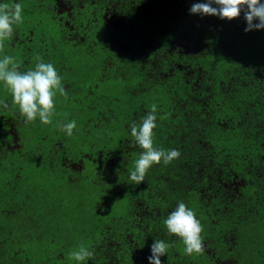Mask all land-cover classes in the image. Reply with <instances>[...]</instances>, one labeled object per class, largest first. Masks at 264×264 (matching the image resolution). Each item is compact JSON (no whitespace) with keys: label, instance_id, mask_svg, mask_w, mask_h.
<instances>
[{"label":"trees","instance_id":"16d2710c","mask_svg":"<svg viewBox=\"0 0 264 264\" xmlns=\"http://www.w3.org/2000/svg\"><path fill=\"white\" fill-rule=\"evenodd\" d=\"M56 1L0 0L23 16L0 59L52 63L68 93L51 124L26 123L0 82V264H150L155 240L171 245L162 264H264V29L191 14L198 0ZM154 103V147L181 155L136 184L131 125ZM179 202L202 254L163 222ZM81 245L94 256L70 259Z\"/></svg>","mask_w":264,"mask_h":264},{"label":"clouds","instance_id":"9594fccd","mask_svg":"<svg viewBox=\"0 0 264 264\" xmlns=\"http://www.w3.org/2000/svg\"><path fill=\"white\" fill-rule=\"evenodd\" d=\"M213 5H216L214 7ZM191 14L200 16H217L229 21L239 18L243 12L247 22L245 32L264 29V3L261 0H198L190 8ZM258 21V22H256ZM23 23L22 6L19 3L0 4V49L3 42L11 39L14 34V25ZM34 70L22 72L19 65L11 56L5 55L0 59V82L11 93L12 102L19 108L20 114L26 123H32L37 118L44 125L52 123L51 117L55 111V96L59 93L67 98V90L62 86V77L52 63H45L41 58ZM0 107L7 109L8 103L0 101ZM157 105H151V111L144 116L139 124L131 125V135L135 143L143 149L135 162V168L130 172V180L141 184L153 165L170 164L178 159L181 153L176 149H157L153 144L154 129L157 127ZM60 130L68 136L73 135L76 121L64 123ZM169 235L182 240L184 252L187 255L202 254L204 242L202 238L203 226L195 212L184 202L169 213L163 221ZM171 245L163 240H155L151 245L150 264H162L161 257L167 255ZM94 251L80 246L78 250L69 253V258L83 262L92 258Z\"/></svg>","mask_w":264,"mask_h":264},{"label":"rangeland","instance_id":"374dc122","mask_svg":"<svg viewBox=\"0 0 264 264\" xmlns=\"http://www.w3.org/2000/svg\"><path fill=\"white\" fill-rule=\"evenodd\" d=\"M56 2H57L58 10H59L60 13H63L64 11H67V13H69L70 10L72 9V5L67 0H57ZM178 66L181 67L180 65H178ZM12 129H14V128H12ZM11 141L19 143V144L15 145V147H19L20 148L22 146V143L19 142V136L18 135L16 136L15 133L12 134ZM84 157L85 158L86 157L89 158V154H85ZM71 159H74V158L71 157ZM70 161H72L70 166L73 169H75L76 171H80L83 168V166H84V158H82V159L79 158L77 160H74V161L70 160ZM110 162H112V161H110ZM13 259H14V264H18L19 263V260H20L19 257L13 256ZM1 264H2V260H1Z\"/></svg>","mask_w":264,"mask_h":264}]
</instances>
